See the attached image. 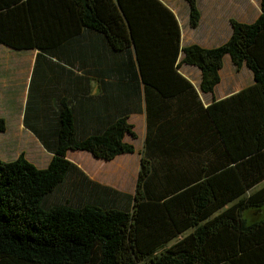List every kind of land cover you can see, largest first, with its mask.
Masks as SVG:
<instances>
[{
  "label": "trees",
  "instance_id": "1",
  "mask_svg": "<svg viewBox=\"0 0 264 264\" xmlns=\"http://www.w3.org/2000/svg\"><path fill=\"white\" fill-rule=\"evenodd\" d=\"M186 2L195 28L197 1ZM259 7L252 22L229 19L227 40L205 48L180 46L160 0H0V44L36 51L23 125L51 153L43 168L23 152L0 159V264H264V0ZM226 55L253 83L203 107L179 68L197 67L199 90L212 93ZM73 65L75 105L63 88L47 89ZM143 102L132 203L98 199L95 183L73 179L66 151L133 152L124 136L135 138L128 117ZM169 127H188L180 138L196 146L159 148L155 135Z\"/></svg>",
  "mask_w": 264,
  "mask_h": 264
},
{
  "label": "rangeland",
  "instance_id": "2",
  "mask_svg": "<svg viewBox=\"0 0 264 264\" xmlns=\"http://www.w3.org/2000/svg\"><path fill=\"white\" fill-rule=\"evenodd\" d=\"M162 1L169 5L177 0ZM199 1L200 6L207 11V16H209L208 13L213 6H217L219 13L218 19L206 18L204 14L202 26L210 22L211 24H216L220 27L225 36L230 30L229 18L249 23L260 13L259 0ZM171 7H173L172 9L177 13L178 17L182 14L183 11L176 10L175 6ZM204 30H206V28H201L196 32V40L194 42L202 44L203 40H206V35L204 38L198 37V35L204 33ZM222 32L219 30L218 32L212 31L207 37L209 40H218L222 37ZM35 53V50H15L0 44V114H3L8 120V127H6L3 132H0V159L12 160L20 152H23L27 160L38 168H43L49 162V153L41 147L33 134L17 121L18 118H20V114H22L23 117L27 98L26 91L28 88L29 71L33 64ZM225 64L226 66L222 72V83L220 84V88L223 92H226L223 88L224 83L228 85L229 83L233 84V81L236 83L238 81L241 85H244L250 80L251 73L245 66L239 69L240 73L235 74L234 71H231L230 65H228V63ZM232 76L235 78H232ZM138 113L131 114L129 119V122L132 123L134 127H142L143 125L142 121L138 119ZM123 164V161L118 157L105 163L104 168L94 163L95 169L91 168L92 170H90L92 173H96V176L99 178L105 177L117 185L124 183L129 186L134 180L132 177H134L133 170L137 166V159L132 158L126 167H124ZM261 184H264V181ZM55 197V195L52 196V200ZM60 197L61 195L58 198L60 199Z\"/></svg>",
  "mask_w": 264,
  "mask_h": 264
},
{
  "label": "crops",
  "instance_id": "3",
  "mask_svg": "<svg viewBox=\"0 0 264 264\" xmlns=\"http://www.w3.org/2000/svg\"><path fill=\"white\" fill-rule=\"evenodd\" d=\"M160 1L172 11V13L174 14V16L177 20V23H178L179 29H180V46L181 47L186 46V45H190V44H197L201 47L211 48V47H215L217 45L222 44L230 36V33H231L230 23H229L230 30L226 36L222 32L220 27L217 26L216 24H211V22H210L209 24L202 26V20L204 18V14H205L206 18L218 19L219 13H218L217 6H213L211 8V11L208 13L209 16H207L206 15L207 11H205L203 9V7L200 6V1L196 0L197 1V7H198V10L200 13V17H199V22H198L197 27L191 28L188 24V5H187L186 0L174 1V3L169 4L170 6L168 4H166L165 2H163L162 0H160ZM171 6H175L176 10L183 11L182 14L178 17L177 13L172 9L173 7H171ZM201 28H203V29L206 28V30H204V33L198 35V37L204 38V36L206 35V40H203V43L199 44V43L194 42V41L196 40V38H195L196 32L198 30H200ZM209 30H210V32H209ZM218 30L222 32V34H223L222 37L218 40H215V39L209 40L207 36L210 35V33L212 31L218 32ZM191 32H194V33H191ZM213 43H216V44H213ZM206 44H208V45H206ZM180 58H181V52H179V54L177 56V60H179ZM225 63H228V65H230L231 71H234L235 74L240 73L239 69L244 66V65H242L238 70H236L235 67L233 66V64L230 62L229 57L227 55L224 56L223 61H222V67L219 70V82L214 87L212 93H202L199 90L200 71L197 67L191 66V65H185V64H182L180 66V68H179L180 74L183 77H185L193 85V87H194V89L198 95V99H199V101L203 107H206L212 100L223 99V98H225V97H227V96H229V95H231V94H233V93L241 90L242 88H244L248 85H251L253 83L252 73L245 66V68L248 69L251 73L250 80L247 83H245L244 85H241L240 82H238V81H237V83L235 81H233V84L229 83L228 85H225V83H224L223 88L226 90V92H223L222 89L220 88V84L222 83V72H223L224 67L226 66ZM32 67H33V64H32L30 71H29V78H30V75L32 72ZM64 67H65V69H63V71H61L62 72L61 74L52 75L51 73H49L52 75V77L55 76V80H57V82H55V84H52L51 87L47 86V89L57 88L60 92H62L63 91L62 88H63L64 89V91H63L64 96L67 97L72 102L71 104L75 105L76 104L75 85H74V83L69 81V79L71 78V75L66 76V73L68 71H71V74H73V78H75L76 75L80 76L81 73L79 70H76V65H73L72 68L69 66H64ZM68 69H70V70H68ZM51 75H49V76H51ZM232 78H235V77L232 76ZM60 80H62L61 83H59ZM28 83H29V81H28ZM92 94H94V92ZM54 98H55V96H52V99H54ZM79 99H80V93L78 94V100ZM138 112H136V113H138V116H139L138 119H140L142 121V124H143L142 127H133V130L135 132V138H132L129 135L124 136V141L133 145V148H134L133 152L118 154L117 156L114 157V158L120 157V159L124 163L123 164L124 167H126L129 164V162L132 160V158L137 159V166L133 170L134 177H132V179H134V180H133V183H131L129 186L124 184V183H122L121 185H117L116 183L109 181L105 177L99 178L96 176V173L91 172V170H92L91 168L95 169L94 163H96L98 166H102L104 168L105 163L114 160V158H112L110 160L97 158V157L93 156L90 152L85 151V150H68V151H66V158L77 167V170H74L73 179L79 178V180H84L82 178V175H83V176H85V179H89L91 182L95 183L96 186L94 189L97 190L96 191V197L98 196L97 197L98 199L99 198L100 199L101 198L112 199L115 202V204H120V205H131V203H132V199H133V195H134L136 183H137V176H138V171H139L140 160L142 157L143 145H144V142L146 140L147 131H148L144 102L141 104V108ZM0 116L5 119L6 127H8L7 118L5 116H3V114H0ZM130 116H131V114L128 117V121L130 119ZM17 121H19L20 124H22V126L24 127L22 114H20V118H18ZM154 128L156 129L157 127H154ZM158 128H164V127H158ZM183 128H185L186 130L188 129V127H169L170 131L168 132L167 135H164L163 133H160V135H155V138H157L156 139L157 146L161 149H162V147L165 149L166 145H168V144H169V146H172L174 143L179 147L184 146L185 148H193L194 146H196V144H194L193 142H190L189 144H183V140L180 138V136L183 135V132H185V130L183 131ZM191 130H193V128H191ZM206 131H207L206 132V137H207L209 134L208 127H207ZM29 132H31V131H29ZM155 132L156 131H154V133ZM174 134H177L176 138L171 137ZM196 134L201 136L203 134V131L201 134L199 132H197ZM33 136H34V134H33ZM199 136L196 137L197 143L204 145L203 143H201V138H199ZM152 137H154L153 134H152ZM167 138H169V139H167ZM35 139L38 141V139L36 137H35ZM38 143L40 144L39 141H38ZM41 147H42V145H41ZM48 153H49L50 158H51V153L50 152H48ZM162 154H164V156H167L165 152H162ZM149 156H150V153H149ZM179 157H186V153L184 155H179ZM50 158H49V160H50ZM77 171L81 172V174H78Z\"/></svg>",
  "mask_w": 264,
  "mask_h": 264
}]
</instances>
